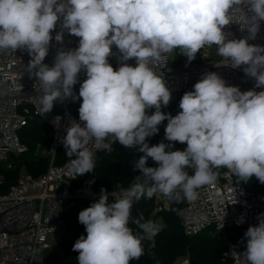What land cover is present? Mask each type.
<instances>
[{"label":"clouds","instance_id":"1","mask_svg":"<svg viewBox=\"0 0 264 264\" xmlns=\"http://www.w3.org/2000/svg\"><path fill=\"white\" fill-rule=\"evenodd\" d=\"M242 4L252 13L246 22L249 37L228 40L222 29ZM61 17V28L79 37V46L59 50L49 67L43 61ZM262 20L264 0H0V51H28L27 71L42 89V113L72 96L78 73L86 72L79 88L80 122L71 120L62 139L65 154L75 157L69 178L94 169L90 142L112 151L118 141L128 148L139 146L143 153L134 162L140 175L115 202L101 188L99 200L79 212L87 235L73 245L78 264H130L144 254L145 236L151 240L163 226L143 214L134 218V201L157 193L193 201L199 188L217 180L214 169L221 167L244 183L255 177L264 184V91L242 92L216 73H205L193 91L183 94L181 111L172 116L161 111L170 102V90L150 67L174 49L191 62L203 47L216 45L217 54L230 60L232 68L246 65L244 73L255 79L257 88L264 87V47L248 43ZM55 40L63 41L62 31ZM113 45L122 61L135 58L136 66L122 63L114 70L108 62ZM153 107L148 115L146 109ZM165 120L168 143L149 146L146 138L157 134ZM173 142L187 147L173 150ZM149 158L158 166H147ZM257 220L244 234L241 264H264V213ZM130 223L144 235L134 234Z\"/></svg>","mask_w":264,"mask_h":264},{"label":"built area","instance_id":"2","mask_svg":"<svg viewBox=\"0 0 264 264\" xmlns=\"http://www.w3.org/2000/svg\"><path fill=\"white\" fill-rule=\"evenodd\" d=\"M251 15L246 4L238 6L232 12V22L222 29L226 39L248 38L246 22L247 16ZM62 23L61 17L51 32L53 39L43 61L49 67L54 65L59 50H74L79 46L80 38L62 29ZM259 25L256 37L248 39V43L264 47V20ZM61 31L63 41L57 42L55 35ZM173 52L162 54L164 58L161 61L150 64L153 71L162 75L170 90V102L181 98L185 92L193 91L195 83L210 72L221 77L227 86L238 87L242 92L264 91V87L257 88L255 79L244 73L246 65L232 68L230 60L217 54L216 45L203 47L197 62L191 65H173ZM121 57L122 53L113 45L108 59L114 70H118L122 63L136 66L135 58L125 62ZM30 59L26 49L0 51V264H46L48 251L59 242L71 241L77 236L75 230L68 228L67 213L80 203L97 202L101 195L100 187L87 173L69 178L70 163H58L59 151L66 150L62 143L66 127L70 126L71 120L80 122L79 118L71 114L70 108L79 99V88L87 78L86 72L81 70L78 73L72 96L55 102L50 112L42 113V89L38 78L27 71ZM57 117L60 119L57 120ZM31 120H39L53 130L51 143L45 147L38 144L33 151L21 133ZM118 143L116 141L112 146ZM88 148L94 152V160L105 151L95 148L92 142ZM30 157L36 160L45 158L48 161L47 170L34 176L27 165ZM187 171L193 174L192 169ZM214 171L219 175L213 184L199 188L195 200L184 199L185 207L180 216L186 236H197L211 229L255 226L258 225L257 216L264 213V188L260 191L246 188L226 167ZM5 172H14L16 175L8 188L4 185ZM129 187L119 185L106 190L109 202H115ZM141 199L134 201L133 206ZM155 199L152 217L163 222L160 214L170 211L176 199H169L159 193ZM245 247L246 244H231L222 264H241ZM177 264H191V261L188 258L181 259Z\"/></svg>","mask_w":264,"mask_h":264},{"label":"trees","instance_id":"3","mask_svg":"<svg viewBox=\"0 0 264 264\" xmlns=\"http://www.w3.org/2000/svg\"><path fill=\"white\" fill-rule=\"evenodd\" d=\"M198 53L200 54V51ZM177 58L185 63H190L187 57L180 51ZM108 62L111 64L109 59ZM172 64L177 65L174 64V61ZM181 99L182 97L170 102L167 106L162 105L161 111L169 113L172 116L177 115L181 111L179 108ZM81 103L82 98H79L77 103L70 108L71 114L76 118H79L78 109ZM154 111V107L146 109L148 115L153 114ZM166 124L167 120L163 121L159 127V131ZM21 133L23 140L29 145L31 151L35 150L38 144L49 145L53 137L52 128L39 120H31ZM158 134L159 132L146 138L149 146L158 144ZM173 144V150H181L186 145V143L181 144L179 142H173ZM118 145L119 143L113 145L112 151L105 150V153L102 152L104 153L103 155L100 153L101 157L95 161L94 169L87 173L89 178L94 180L95 185L99 186L100 189L112 190L119 185L129 186L132 182H135V176L140 175L139 170H134V162L143 155L139 151V146L128 148L120 145L115 148ZM65 151L63 149L59 151V164L70 163V159L75 158H69L65 154ZM29 159L30 161L27 165L34 176H39V174L47 170L48 161L45 158L36 160L30 157ZM147 166L156 167L158 165L149 158ZM4 175L6 179L4 185L8 188L13 183L16 175L14 172H5ZM238 182L254 191H260L264 188V184H261L255 177H252L247 183L239 180ZM155 204V195L151 199L142 198L140 202L132 207L133 217L138 218L140 214H143L145 220H150ZM90 205L89 203H80L76 209L67 213L68 228L75 230L77 236L71 241L65 240L59 242L54 249L48 251L46 253V264H78L76 258L79 253L73 251V245L81 235L85 237L87 235L85 226L78 221V214ZM184 207L185 201L181 198L179 201H175L170 211H165L160 214V217L163 219L161 231L151 240L145 236V239L142 241L144 254L138 260H132L130 264H177V260L185 253L190 255L191 264H222L228 246L231 244H246L244 234L248 227H232L223 230L211 229L197 236H186L180 216V212ZM129 226L132 228L134 234L144 235L137 225L130 223Z\"/></svg>","mask_w":264,"mask_h":264},{"label":"rangeland","instance_id":"4","mask_svg":"<svg viewBox=\"0 0 264 264\" xmlns=\"http://www.w3.org/2000/svg\"><path fill=\"white\" fill-rule=\"evenodd\" d=\"M179 51L181 52V50L180 49H174V52H173V61H174V64H177V65H189V64H193V63H196L197 62V60H198V55H199V53H198V55H196V58L194 59V61L191 63H185L184 61H181L179 58H177V56L179 55ZM165 127H166V125L164 126V127H162V129L159 131V134H158V139H157V141H158V143H160L161 141H163V142H165V143H168V141L165 139ZM121 144L119 143V145L118 146H116L115 148H117V147H119ZM185 146H187V145H185ZM184 146V147H185ZM42 147H45V145H42ZM183 147V148H184ZM114 148V149H115ZM183 148L181 149V150H183ZM105 153V152H104ZM104 153H102L101 155H103ZM101 155L99 154L98 156H97V158H96V160L97 159H99L100 157H101ZM95 160V161H96ZM153 161V160H152ZM156 163V162H155ZM133 183H135V182H132L129 186H131ZM117 187V186H116ZM115 188V187H114ZM150 220H152V221H154L155 223H157L158 225H163V222H161L160 221V219L159 220H157V218H150ZM161 229H162V227H161ZM161 229L159 230V231H161ZM158 231V232H159ZM227 248H229V246L227 247ZM186 258H188V259H190V255L188 254V253H185L184 255H182L178 260H177V262L179 261V260H181V259H186ZM176 262V263H177Z\"/></svg>","mask_w":264,"mask_h":264}]
</instances>
